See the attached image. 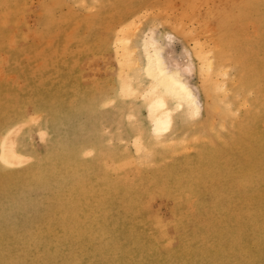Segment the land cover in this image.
I'll return each mask as SVG.
<instances>
[{"label":"rangeland","instance_id":"obj_1","mask_svg":"<svg viewBox=\"0 0 264 264\" xmlns=\"http://www.w3.org/2000/svg\"><path fill=\"white\" fill-rule=\"evenodd\" d=\"M0 264H264V0H0Z\"/></svg>","mask_w":264,"mask_h":264},{"label":"bare ground","instance_id":"obj_2","mask_svg":"<svg viewBox=\"0 0 264 264\" xmlns=\"http://www.w3.org/2000/svg\"><path fill=\"white\" fill-rule=\"evenodd\" d=\"M149 42L151 51L146 55L145 72L147 77L154 83V87H152L154 89L151 93L156 89L157 92L155 93L153 100H148V113L151 118L154 132L160 134L161 132L168 131L171 127V117L173 112L166 106L163 98L165 94L169 95L172 100L178 101V106L180 108L186 105L187 108H191L195 112L199 110L200 101H198L199 99L193 87L187 83L182 69L171 68L168 65L163 47L159 45L158 41L151 38V41ZM145 47L147 48V46ZM190 67L191 66L188 68L190 69ZM123 88H125V86H123ZM128 88L129 86L125 89L128 90ZM151 97L152 96H150V99H152ZM12 156L13 153L11 148L7 146L4 147L1 153V160L5 164H13L14 159H12ZM25 254L23 256H25Z\"/></svg>","mask_w":264,"mask_h":264}]
</instances>
